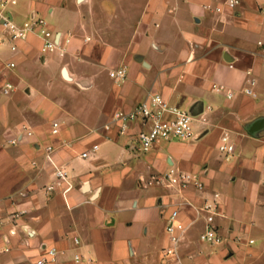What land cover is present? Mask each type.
<instances>
[{
	"label": "crops",
	"instance_id": "0c3cea01",
	"mask_svg": "<svg viewBox=\"0 0 264 264\" xmlns=\"http://www.w3.org/2000/svg\"><path fill=\"white\" fill-rule=\"evenodd\" d=\"M60 1L21 0L11 15L20 26L32 15L47 18L54 31L71 37L64 55L44 53L34 33L15 50L8 40L0 44V264H35L48 246L60 249L58 264H75L77 251L93 264H239L225 240H200L204 222L196 207L219 193L224 221L264 242V129L248 131L264 118V0H243L236 9L226 0H149L133 58L96 40L86 43L80 9L76 26L66 25ZM217 6L224 8L217 12ZM124 64L127 78L105 92L102 74L112 78L110 71ZM251 79L255 95L244 92ZM8 81L17 88L5 94ZM59 85L76 91L62 94ZM154 93L184 109L203 107L195 139L142 152L134 130H106L116 110H130ZM87 96L102 122L85 114ZM54 121L61 123L57 134ZM23 124L35 136L12 144ZM225 135L235 147L230 159L219 148ZM84 151H90L86 158ZM170 165L200 174L205 190L150 182ZM60 167L68 180L49 191ZM176 207L187 228L177 252L168 254L166 218Z\"/></svg>",
	"mask_w": 264,
	"mask_h": 264
},
{
	"label": "built area",
	"instance_id": "2783aa9c",
	"mask_svg": "<svg viewBox=\"0 0 264 264\" xmlns=\"http://www.w3.org/2000/svg\"><path fill=\"white\" fill-rule=\"evenodd\" d=\"M20 0H0V44L8 40L12 44V48H17L16 42L24 40L29 34L34 33L42 39V50L44 53L50 54L59 52L65 54V45L71 40L70 36L62 37L58 32L54 31L47 19L40 15H32L30 20L23 26L18 25L12 18L11 10ZM242 4V0H226L225 6L229 9H236ZM206 7H209L207 5ZM224 6H217V12H221ZM264 14V9H262ZM8 67H14L15 63L10 62ZM248 73H251L248 71ZM128 68L126 65L114 69L110 72L111 77L116 84H120L127 78ZM256 81L250 80V84L244 88V92L248 95H255L254 85ZM218 90L223 89L221 85H214ZM16 85L8 81L5 83L3 92L9 94L16 90ZM228 95L233 96L232 92ZM202 120L204 116L201 114ZM197 115L191 110L181 108L177 105L170 104L162 94L154 93L143 101L139 102L130 110H116L111 120L106 123V130L110 131L116 128L121 135H128L133 130L138 142L140 151L148 152L155 144L159 142L169 143L174 141H188L195 139L196 132L194 124ZM61 123L54 121L52 124V133L57 134L60 131ZM35 136V132L28 124H23L16 135L10 140L12 144L22 143ZM98 144L92 146L91 150L98 149ZM220 151L225 153L226 159H230L234 153L235 147L229 140L227 135L222 137ZM53 146L48 145L46 150L51 151ZM90 155V151H84L81 156L86 158ZM68 180V173L62 167L54 172V180L47 186L49 191L60 187ZM152 184L165 185L168 187L183 190L189 187L202 192L205 190V184L200 174L184 170L178 166L170 165V168L161 174L154 175L151 180ZM191 203V202H188ZM197 213L203 218L204 228L200 232V240L211 245L219 244L223 241V237L219 230L218 218L223 216L221 211L220 194L214 193L212 197H204L203 204L196 207ZM181 216L180 207L171 210L166 218L165 232L169 236L172 243L166 248L168 254H175L177 245L186 231L187 226L182 224L179 219ZM2 220L0 219V225ZM74 242L79 244L78 237L74 238ZM250 243L254 240L250 239ZM60 249L56 246L45 247L44 252L36 260L35 264H58ZM75 264H93L92 259L84 258L80 252L73 254Z\"/></svg>",
	"mask_w": 264,
	"mask_h": 264
},
{
	"label": "rangeland",
	"instance_id": "374dc122",
	"mask_svg": "<svg viewBox=\"0 0 264 264\" xmlns=\"http://www.w3.org/2000/svg\"><path fill=\"white\" fill-rule=\"evenodd\" d=\"M59 6L62 8L64 15V19L60 18L61 23L72 27L76 26L74 19L78 16V9H80L85 32L89 33L84 39L86 43L90 42L91 39L96 40L104 46L111 45L112 49L126 51L132 58L139 52L135 43V31L145 19L146 12L149 10V0H76V3L73 0H61ZM154 22L158 26L159 22ZM106 74L103 73L101 79L103 90L109 92L116 82ZM73 88L69 89L64 85H59L62 94H74L73 90L76 91V88ZM73 96L70 97L73 98ZM84 99L82 103L85 108L84 112L88 115L91 123L102 122L103 117H99L95 101L88 96ZM215 153L216 155L219 154L217 150H215ZM231 190L233 192V189ZM235 191L234 197L238 198L236 188ZM224 217L223 214L222 217L218 218L219 230L221 234L223 233L225 245L230 246L229 249H234L233 251L238 254L239 264H264V242H260L254 234H249L247 228L239 232L234 225L224 221ZM243 232L245 233L243 234ZM261 234L263 235V233ZM248 236L254 238L255 242L248 243Z\"/></svg>",
	"mask_w": 264,
	"mask_h": 264
},
{
	"label": "water",
	"instance_id": "95a60500",
	"mask_svg": "<svg viewBox=\"0 0 264 264\" xmlns=\"http://www.w3.org/2000/svg\"><path fill=\"white\" fill-rule=\"evenodd\" d=\"M225 58L228 60L227 56L225 55ZM63 75L66 79H71V76L68 74V71L66 68H63ZM196 107H199V104L196 103L194 104V106L192 107L191 111L194 115H199L200 113H202L203 111V107L200 106L199 109H196ZM264 129V118H258L255 121H253L249 127H248V131L251 134H255L261 130ZM171 161V160H170Z\"/></svg>",
	"mask_w": 264,
	"mask_h": 264
}]
</instances>
